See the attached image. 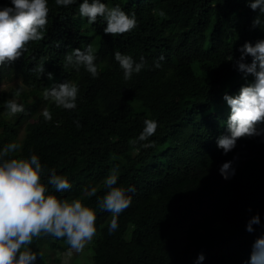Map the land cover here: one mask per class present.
<instances>
[{"label": "trees", "instance_id": "1", "mask_svg": "<svg viewBox=\"0 0 264 264\" xmlns=\"http://www.w3.org/2000/svg\"><path fill=\"white\" fill-rule=\"evenodd\" d=\"M82 2L63 7L48 0L45 38L0 66V85L20 83L0 94V147L17 141L22 150L16 155L35 154L47 169L66 175L73 187L57 193L61 198L78 196L85 185L97 187L96 196L83 200L97 214L89 264H196L200 253V264H251L252 246L264 236V141L242 138L224 155L216 140L227 134L230 108L223 97L238 94L244 83L226 60L238 59L245 42L264 39V30L252 28L258 12L247 0H101L136 14L137 27L113 37L104 33L102 17L89 24L79 15ZM2 6L11 0H0ZM89 44L97 56V78L83 67L78 73L63 68L67 52ZM116 51L136 62L144 57L146 67L126 82ZM161 55L165 59L156 68ZM40 63L53 80L32 71ZM65 80L79 88L75 111L43 98L46 87ZM13 98L26 114H6L5 101ZM44 107L50 122L41 114ZM148 119L158 122L145 141L155 147L137 145V152L130 141ZM234 157L236 175L226 181L219 168ZM116 165L117 186L135 191L118 230L109 234L111 213L100 211L97 198L106 194L102 181ZM257 214L260 223L250 232L248 222ZM46 240L51 251L68 248L62 240ZM37 264L48 263L43 256Z\"/></svg>", "mask_w": 264, "mask_h": 264}, {"label": "clouds", "instance_id": "2", "mask_svg": "<svg viewBox=\"0 0 264 264\" xmlns=\"http://www.w3.org/2000/svg\"><path fill=\"white\" fill-rule=\"evenodd\" d=\"M75 0H55L57 6L68 7ZM247 6L258 15L253 19L252 28L264 30V0H247ZM48 0H11V6L0 7V66L10 64L20 59L28 51L31 42L45 38L49 17ZM79 15L87 18L89 24H94L98 18L106 21L104 33L113 37L121 36L137 27L135 12L129 15L119 6L108 7L101 0H83L79 4ZM161 17L165 13H159ZM60 42L56 47H60ZM239 58L233 55L227 57V62L233 64L244 83L238 94L225 93L223 99L230 108L227 120L224 122L227 134L220 135L217 148L227 155L232 152L238 140L242 138H261L264 141V39L245 42L239 48ZM249 58L251 61L249 62ZM114 59L123 71L127 82L134 74H139L145 67L144 57L136 62L130 55L120 51L114 53ZM165 57L161 55L155 62L160 68ZM97 56L91 44L86 48H76L64 56L63 68H73L77 73L83 67L93 78L99 75L96 64ZM32 71L38 77L46 73L43 63L37 64ZM48 80L54 79L52 72L46 73ZM23 88H19L15 96H19ZM79 88L76 83L65 80L46 87L43 92L45 101L54 103L56 107L69 111L77 109ZM6 114L15 117L25 113L23 104L15 98L5 101ZM45 121L53 117L47 107L41 112ZM76 126L81 127L79 121ZM158 128V122L152 119L144 121V128L130 144L138 152L139 148L155 147V142L149 141ZM145 142V143H141ZM22 150V144L10 141L0 147V264H37L44 256L43 251H34L31 247L34 241L51 237L62 240L68 246V254L84 252L86 246L97 233L96 211L86 206V197L96 196L97 187L85 185L78 196L61 198L57 193L71 191L73 185L66 175L57 174L55 169H47L41 164L39 156L32 154L30 158L16 155ZM239 157L224 162L219 168V174L224 180H230L236 175L234 163ZM119 166H113L102 184L106 194L97 198V207L102 212L111 213L108 226L109 234L119 228V217L133 202L129 193L134 187L117 186ZM46 178V183L43 182ZM49 186L54 191H49ZM260 223L257 214L247 225L248 231H253V225ZM205 259L200 253L196 264ZM251 264H264V236L258 237L251 252Z\"/></svg>", "mask_w": 264, "mask_h": 264}, {"label": "rangeland", "instance_id": "3", "mask_svg": "<svg viewBox=\"0 0 264 264\" xmlns=\"http://www.w3.org/2000/svg\"><path fill=\"white\" fill-rule=\"evenodd\" d=\"M20 83L19 81H12V82H4L0 85V94L2 92L8 91L11 88L18 86ZM42 111V109H41ZM75 193L69 194L67 197H73ZM47 238L34 241L31 245L34 251H43L45 261L48 264H89V257L91 253V242L86 246L85 250L81 254H77L74 251L71 255L68 254V248L62 251L56 250L51 251L49 246V241L46 240Z\"/></svg>", "mask_w": 264, "mask_h": 264}]
</instances>
